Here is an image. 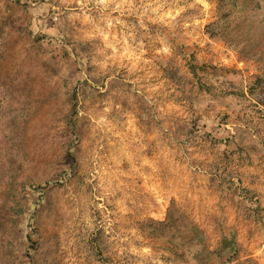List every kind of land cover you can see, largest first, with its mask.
Here are the masks:
<instances>
[{
    "label": "rangeland",
    "instance_id": "374dc122",
    "mask_svg": "<svg viewBox=\"0 0 264 264\" xmlns=\"http://www.w3.org/2000/svg\"><path fill=\"white\" fill-rule=\"evenodd\" d=\"M216 18L217 0H0V264H264V63ZM191 55L245 97L200 95Z\"/></svg>",
    "mask_w": 264,
    "mask_h": 264
},
{
    "label": "trees",
    "instance_id": "16d2710c",
    "mask_svg": "<svg viewBox=\"0 0 264 264\" xmlns=\"http://www.w3.org/2000/svg\"><path fill=\"white\" fill-rule=\"evenodd\" d=\"M207 29L212 38L222 39L226 45L242 56L264 63V0H217V18L207 26ZM52 40L59 44L56 47L53 46L54 48L63 47L65 57L71 55L72 52L66 47L68 44L64 43L66 42L64 37ZM53 42L51 41L54 45ZM49 45L51 46L50 43ZM53 52L56 53V50H53ZM55 56L57 55L55 54ZM187 68L191 77L196 82V85L193 87L199 90L200 95H206L210 100L217 102L229 96L237 99L245 97L242 89L238 86L219 89L216 84L209 83L199 73L203 67L196 63L193 55L188 56ZM214 75L218 81L222 78V73L218 71ZM263 82L264 77L257 76L254 82L251 83L249 90L252 91L258 88ZM220 119L224 120V117ZM199 120L201 118L198 116L194 124L197 125ZM27 210L28 207L25 211ZM32 227L35 230L33 224L28 226L30 229ZM28 240L33 242L31 235H28ZM28 254L30 255V253ZM94 257L96 261L102 264H111L109 258L104 255L101 249H97Z\"/></svg>",
    "mask_w": 264,
    "mask_h": 264
}]
</instances>
